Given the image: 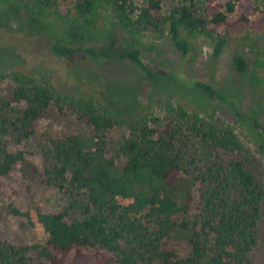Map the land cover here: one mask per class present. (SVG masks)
Masks as SVG:
<instances>
[{"label": "trees", "instance_id": "16d2710c", "mask_svg": "<svg viewBox=\"0 0 264 264\" xmlns=\"http://www.w3.org/2000/svg\"><path fill=\"white\" fill-rule=\"evenodd\" d=\"M15 1L63 20H88L102 8L112 27L152 39L167 37L183 55L189 49L188 36L209 39L212 56H217L232 38L264 32V10H244L243 3L251 0H204L199 14L186 4L160 13V0H68L64 10H59L58 0ZM49 49L62 57L81 53L126 59L147 78H161L145 65L137 47L117 56L62 42L51 43ZM246 65L238 52L231 51L229 68L234 73H242ZM3 77L11 86L8 98L0 94V177L16 164L23 172H35L28 167L25 152L11 151L6 143L29 138L32 121L49 106L72 115L89 131L46 138L39 144L44 163L40 182L64 192L65 209H76L78 216L65 220L61 210L38 212L43 242L21 246L0 241V264L251 263L264 208V178H256L254 151L222 118L166 103L164 121L150 126L145 115L124 117L102 98L62 92L43 76L9 71L0 73ZM192 84L210 97L228 100L210 83ZM118 126L125 133L108 155L104 132ZM262 132L264 141V127ZM256 146L264 161V143ZM10 211L26 215L15 208ZM170 240L183 242L181 257L166 246Z\"/></svg>", "mask_w": 264, "mask_h": 264}, {"label": "rangeland", "instance_id": "374dc122", "mask_svg": "<svg viewBox=\"0 0 264 264\" xmlns=\"http://www.w3.org/2000/svg\"><path fill=\"white\" fill-rule=\"evenodd\" d=\"M59 10L68 0H58ZM204 0H160V13L173 5L186 4L199 14ZM244 10L257 7L264 10V0L243 3ZM105 9L98 8L88 20L55 19L46 13L24 8L13 0L0 4V73L15 71L43 76L65 93L91 94L100 97L124 117L145 115L150 126H157L166 117L165 104L175 103L199 113L213 112L234 128L239 139L257 159L255 175L264 178L262 153L255 147L264 143V32H245L232 38L217 56H212L210 40L200 35L188 36L189 49L183 55L167 37L152 39L148 34H132L111 26ZM53 42L89 46L107 50L117 56L123 49L137 47L141 59L161 78L153 81L126 59L90 58L81 53L67 57L56 56L49 46ZM231 51L238 52L247 62L242 73L229 68ZM193 81L210 83L223 90L227 101L203 93ZM10 81L0 79V94L8 98ZM254 123L259 127H255ZM33 134L19 143L7 142L9 150H22L28 167L34 173L23 172L16 164L0 177V241L28 246L42 243L44 233L36 221L38 212L63 211L65 220L78 216L74 208L65 209L68 197L61 190L40 182L44 163L39 144L46 138L69 133H88L89 128L66 112L49 106L32 121ZM123 128L111 127L104 132L107 154L115 150L114 142L124 135ZM122 162L121 158L117 159ZM15 208L23 214H14ZM166 246L181 257L185 246L170 240ZM31 254V252H29ZM250 264H264V208L257 223L256 244ZM42 264H49L43 262Z\"/></svg>", "mask_w": 264, "mask_h": 264}]
</instances>
